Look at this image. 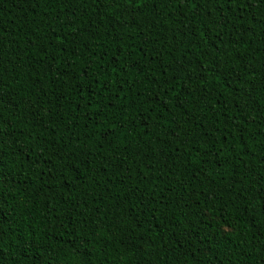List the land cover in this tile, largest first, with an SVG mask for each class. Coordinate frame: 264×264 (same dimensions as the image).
<instances>
[{"label":"trees","instance_id":"1","mask_svg":"<svg viewBox=\"0 0 264 264\" xmlns=\"http://www.w3.org/2000/svg\"><path fill=\"white\" fill-rule=\"evenodd\" d=\"M0 264H264V0H0Z\"/></svg>","mask_w":264,"mask_h":264}]
</instances>
